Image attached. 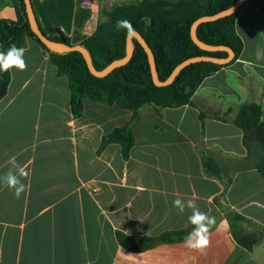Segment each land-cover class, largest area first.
Segmentation results:
<instances>
[{
  "label": "crops",
  "instance_id": "0c3cea01",
  "mask_svg": "<svg viewBox=\"0 0 264 264\" xmlns=\"http://www.w3.org/2000/svg\"><path fill=\"white\" fill-rule=\"evenodd\" d=\"M140 1L95 10L99 0H31L45 34L71 41L80 10L90 12L79 30L89 37L103 9ZM2 20H17L14 0H0ZM236 30L241 56L206 78L192 103L140 109L129 158L120 143L102 148L133 111L86 99L76 118L68 77L28 37V67L11 70L0 101V177L13 156L28 173L20 199L0 182V264H264V143L257 126L235 123L249 103L262 105L264 121V13L245 4ZM177 197L216 218L205 252L185 237L137 251L119 243L117 232L158 238L191 229L190 210L173 207ZM235 234L262 239L248 250Z\"/></svg>",
  "mask_w": 264,
  "mask_h": 264
},
{
  "label": "trees",
  "instance_id": "16d2710c",
  "mask_svg": "<svg viewBox=\"0 0 264 264\" xmlns=\"http://www.w3.org/2000/svg\"><path fill=\"white\" fill-rule=\"evenodd\" d=\"M17 20L0 21V50L9 45L26 46L28 37L34 39L49 54L60 75L67 76L71 87V107L73 115L80 118L84 114L85 100L113 105L133 111L130 124L118 128L104 137L103 148L111 143L123 146V155L129 158L135 144L133 125L139 121V111L146 105L156 108H176L192 103L195 92L204 80L221 69L235 63L241 56L244 43L236 30L237 18L245 4H250L264 13V0H247L236 13L215 21L204 22L198 27V37L211 46H227L234 50L235 59L229 64L212 62L194 63L184 68L174 82L166 87L155 84L148 54L138 39H133L134 55L131 61L114 69L106 77L100 78L90 72L85 57L79 51L66 53L51 52L32 31L27 21L24 0H14ZM238 0H141L139 3L117 4L103 9L94 33L81 36L79 30L89 17L88 10L77 13L76 36L73 41L47 36L51 40L68 45H80L90 54L97 70H103L112 62L123 59L127 54V39L130 33L117 30L116 21H131L134 31L139 32L152 49L159 78L166 81L182 62L200 56L219 59L228 57L225 51L209 52L200 48L192 39L191 29L201 17L213 16L231 8ZM11 71L0 72V101L9 89ZM261 104H244L235 123L243 131L249 126H257L264 143V121ZM239 219H242L239 217ZM191 231L168 232L158 238H132L117 232L121 245L131 250H144L160 242L181 239ZM237 240L248 250L259 243L261 236L236 235Z\"/></svg>",
  "mask_w": 264,
  "mask_h": 264
},
{
  "label": "water",
  "instance_id": "95a60500",
  "mask_svg": "<svg viewBox=\"0 0 264 264\" xmlns=\"http://www.w3.org/2000/svg\"><path fill=\"white\" fill-rule=\"evenodd\" d=\"M246 1L247 0H238L231 8L227 10H224L213 16L201 17L197 21H195L192 26V29H191L192 39L200 48H202L203 50L209 51V52L225 51L228 53L227 58L219 59V58L210 57V56H200V57L190 58L182 62L180 65H178L173 71V73L171 74V76L166 81H161L159 78V73H158L154 53L152 49L150 48L149 44L147 43V41L144 39V37L139 32L133 31L132 33L129 34L128 39H127V54L123 59L112 62L110 65H108L103 70H97L93 64V61H92V58L89 52L84 47L80 45H68L64 42H57V41H53L50 38H48L42 32L39 26L31 0H24L26 4L27 21L29 22L32 31L51 52L66 53L70 51H79L85 57L88 67L90 69V72L97 77L103 78L109 75L114 69L124 66L131 61L134 55L133 39L136 38L139 40V42L142 44V46L144 47V49L146 50L148 54L152 73H153V79H154L155 84L159 87H166V86L171 85L176 79V77L179 75V73L184 68H186L187 66L191 64L199 63V62H212L216 64L231 63L235 59V52L233 49L227 46L208 45L199 39L197 31H198V27L204 22L215 21L220 18L230 16L236 13L242 8V6L246 3Z\"/></svg>",
  "mask_w": 264,
  "mask_h": 264
},
{
  "label": "clouds",
  "instance_id": "9594fccd",
  "mask_svg": "<svg viewBox=\"0 0 264 264\" xmlns=\"http://www.w3.org/2000/svg\"><path fill=\"white\" fill-rule=\"evenodd\" d=\"M115 27L117 30L125 29L128 33L134 31L131 21L127 19L117 20ZM27 61L25 59V49L15 44L9 45L7 50H0V72H10L11 70L25 71L27 69ZM9 170L0 177L9 191H12L16 199H20L26 191V185L23 178H26L27 171L17 163L16 157H10L8 161ZM173 207L177 209L179 214H184L186 210H190L187 216L186 227L191 225V231L184 238V245L192 250L205 252L211 243V229L216 225L217 221L214 216L201 211L194 199L184 200L177 197L173 201Z\"/></svg>",
  "mask_w": 264,
  "mask_h": 264
},
{
  "label": "rangeland",
  "instance_id": "374dc122",
  "mask_svg": "<svg viewBox=\"0 0 264 264\" xmlns=\"http://www.w3.org/2000/svg\"><path fill=\"white\" fill-rule=\"evenodd\" d=\"M110 1H112L113 3H126L129 0H99V2H96V3H95V0H91V3L92 2L95 3L94 4V8H95V10H97V8L101 5V3H106V5H109L110 6ZM101 9H102V7H100L99 10H101ZM99 14H100V11H99ZM97 16H98V13H95V17H94L95 20H96V18H98Z\"/></svg>",
  "mask_w": 264,
  "mask_h": 264
}]
</instances>
